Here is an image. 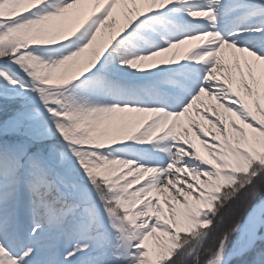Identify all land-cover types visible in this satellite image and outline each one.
<instances>
[{
    "label": "snow or ice",
    "instance_id": "1",
    "mask_svg": "<svg viewBox=\"0 0 264 264\" xmlns=\"http://www.w3.org/2000/svg\"><path fill=\"white\" fill-rule=\"evenodd\" d=\"M264 0H0V264H264Z\"/></svg>",
    "mask_w": 264,
    "mask_h": 264
},
{
    "label": "trees",
    "instance_id": "2",
    "mask_svg": "<svg viewBox=\"0 0 264 264\" xmlns=\"http://www.w3.org/2000/svg\"><path fill=\"white\" fill-rule=\"evenodd\" d=\"M262 192H263V190H262ZM262 192L261 193H258V195L262 194Z\"/></svg>",
    "mask_w": 264,
    "mask_h": 264
}]
</instances>
